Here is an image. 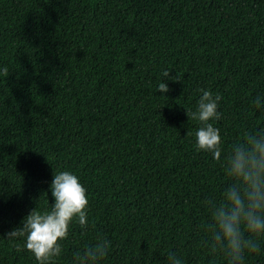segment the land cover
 I'll return each mask as SVG.
<instances>
[{
	"label": "trees",
	"instance_id": "obj_1",
	"mask_svg": "<svg viewBox=\"0 0 264 264\" xmlns=\"http://www.w3.org/2000/svg\"><path fill=\"white\" fill-rule=\"evenodd\" d=\"M3 67L0 264H37L7 233L55 202V170L76 174L89 200L87 234L74 223L57 264L97 235L112 241L102 264H167L169 252L227 264L201 244V225L204 202L231 181L196 151L200 124L187 110L201 88L222 96L211 121L222 158L264 128L252 103L264 96V0H0ZM245 264H264V242Z\"/></svg>",
	"mask_w": 264,
	"mask_h": 264
},
{
	"label": "clouds",
	"instance_id": "obj_2",
	"mask_svg": "<svg viewBox=\"0 0 264 264\" xmlns=\"http://www.w3.org/2000/svg\"><path fill=\"white\" fill-rule=\"evenodd\" d=\"M0 75L7 77L9 69L3 67ZM162 76L177 81L169 70ZM157 91L168 93V84L162 81ZM199 92L196 111L187 110L189 120L200 124L195 133L196 151L211 153L231 181L219 200L210 198L204 202L210 219L201 225L205 234L201 244L211 253L223 255L227 264H245L246 254H260L264 242V128L245 131L222 158L221 132L211 122L222 118L218 111L222 96L203 88ZM252 103L256 109L264 110V96L257 95ZM50 191L55 201L50 208L40 209L37 204L21 226L7 233L10 241L24 239L23 247L37 264H57L64 254L62 242L69 238L74 223L84 235L89 229L87 189L76 174L55 170ZM111 248L108 237L97 235L94 242L73 254L71 264H102ZM16 249L20 251V245ZM167 264L183 261L169 252Z\"/></svg>",
	"mask_w": 264,
	"mask_h": 264
}]
</instances>
